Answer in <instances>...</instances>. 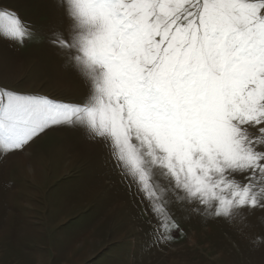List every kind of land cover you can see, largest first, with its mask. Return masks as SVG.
Returning a JSON list of instances; mask_svg holds the SVG:
<instances>
[{
    "label": "snow or ice",
    "instance_id": "6c2138e0",
    "mask_svg": "<svg viewBox=\"0 0 264 264\" xmlns=\"http://www.w3.org/2000/svg\"><path fill=\"white\" fill-rule=\"evenodd\" d=\"M67 27L0 7V38L44 41L83 79L80 103L0 87V155L58 126L106 140L155 218L168 205L241 218L264 208V0H61ZM159 169L166 183H153ZM151 222V221H150Z\"/></svg>",
    "mask_w": 264,
    "mask_h": 264
},
{
    "label": "rangeland",
    "instance_id": "374dc122",
    "mask_svg": "<svg viewBox=\"0 0 264 264\" xmlns=\"http://www.w3.org/2000/svg\"><path fill=\"white\" fill-rule=\"evenodd\" d=\"M61 0H0L44 32L67 27ZM0 87L80 103L83 79L44 41L0 38ZM153 183L164 184L160 170ZM109 143L58 126L0 155V264H264V208L243 220L193 213L171 198V239ZM151 221V222H150Z\"/></svg>",
    "mask_w": 264,
    "mask_h": 264
}]
</instances>
